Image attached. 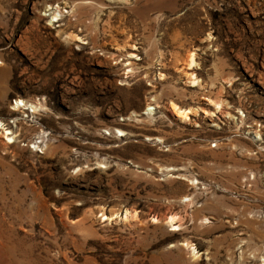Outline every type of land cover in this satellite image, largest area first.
Segmentation results:
<instances>
[{
	"label": "rangeland",
	"instance_id": "1",
	"mask_svg": "<svg viewBox=\"0 0 264 264\" xmlns=\"http://www.w3.org/2000/svg\"><path fill=\"white\" fill-rule=\"evenodd\" d=\"M0 120V264H264V0H0Z\"/></svg>",
	"mask_w": 264,
	"mask_h": 264
},
{
	"label": "bare ground",
	"instance_id": "2",
	"mask_svg": "<svg viewBox=\"0 0 264 264\" xmlns=\"http://www.w3.org/2000/svg\"><path fill=\"white\" fill-rule=\"evenodd\" d=\"M49 9L50 10H53V12L51 13V16H52V18H53V20H52V22H58L59 21V19H60V16L62 15L61 14V12H63V11H60V8L58 7V6H56V7H54V6H50L49 7ZM64 13V12H63ZM66 13V12H65ZM70 34V33H69ZM74 35V34H73ZM70 37V36H69ZM71 38V37H70ZM79 38V37H78ZM77 39V38H76ZM77 41V40H76ZM134 55V54H133ZM133 55H131V56H133ZM193 57V56H192ZM193 59H194V57H193ZM193 61V60H192ZM191 61V62H192ZM131 64V63H130ZM192 65V64H191ZM195 66V65H194ZM192 69V68H191ZM133 70V69H132ZM162 76V75H161ZM163 77H164V75H163ZM194 79V78H193ZM195 84H196V80L195 81H193ZM193 86H196V85H194L193 84ZM214 101L215 100H213L212 102L214 103ZM25 101L24 100H22V99H20V100H16V104H15V107H16V109H18V108H20L21 106H26V104L24 103ZM219 103V102H218ZM218 103H214V105H215V108L218 110L219 109V107H218ZM23 106V107H24ZM31 106H33V109H32V107ZM37 108V106H34L33 104L32 105H30V109H29V107H28V110L30 111V112H34L33 110H35L34 108ZM173 110L174 111H176V113L178 112V113H180L182 116H180V117H187L188 118V113H187V111L188 110H183V109H181V108H178V106L175 104V105H173ZM37 110V109H36ZM35 110V111H36ZM149 110H153V108H150ZM220 110H221V108H220ZM179 114V115H180ZM186 118V119H187ZM4 125H5V123H3V122H1V120H0V127H2L3 129H4V132L2 133L5 137H6V139H7V143H9V144H11V143H14L15 142V139H16V135L13 133V131L11 130V129H9L8 127H6V125H5V127L7 128H4ZM120 132L122 131V130H119ZM123 132V131H122ZM172 169V168H171ZM131 212V211H130ZM135 215H137L136 213H135ZM105 216V215H104ZM129 217H130V215H129V213L127 212V213H125V215H124V217H123V220L126 222V220H128L129 219ZM176 217V216H175ZM106 220H109V221H112L113 219L112 218H108V217H106L105 216V218H104V222L106 221ZM131 220V219H130ZM133 220V219H132ZM178 220H180V218L178 219ZM123 221V222H124ZM176 221V218H170L169 219V224H171L172 226H173V231H177V230H180L179 228L181 227L180 225H178V226H175L174 227V224L176 223L175 222ZM155 222V221H154ZM182 225V224H181ZM182 228V227H181ZM187 243V242H186ZM190 245V244H189ZM188 244H187V247L189 246ZM191 247V246H190ZM192 250V254H193V258H195V259H198L199 257H200V254H199V252L198 251H196V249L195 248H191ZM190 250V249H189ZM263 263H264V257H263Z\"/></svg>",
	"mask_w": 264,
	"mask_h": 264
}]
</instances>
